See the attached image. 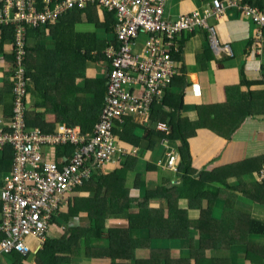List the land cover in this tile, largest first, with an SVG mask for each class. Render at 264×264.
Segmentation results:
<instances>
[{
  "label": "crops",
  "instance_id": "obj_1",
  "mask_svg": "<svg viewBox=\"0 0 264 264\" xmlns=\"http://www.w3.org/2000/svg\"><path fill=\"white\" fill-rule=\"evenodd\" d=\"M212 1L170 0L166 6L165 14L171 21H176L181 15L202 10L211 5ZM87 9H85L86 11L82 10L80 14L76 11L66 13L62 17L61 26H56L57 22L32 26L27 35L23 36L25 51H27L25 69L28 86L25 120L28 130L37 128L47 135L55 134L61 127L73 128L84 135H89L94 130L105 104L106 93L104 95L102 91L105 87L107 89V76L111 69L105 52L114 43V36L110 41L106 37V31L111 32L107 30L110 28L109 23L108 27L102 26L106 23L101 20L98 22L101 23V27L89 24L87 12L92 8L88 7ZM90 18H97L96 14L90 15ZM208 22L216 30L220 48H212L208 31L205 29H198L193 34H184L180 40V55L176 56L179 72L166 91V98L168 94L167 106L163 109V113L168 116L167 123L172 122L173 119V126L180 123L182 125L180 131L191 135L188 140V154L191 158L189 166L182 168V176L166 171L159 166V162L166 160V153L170 152H174L177 164L183 163L178 153V149L181 147L180 141L175 145L169 143L166 146L162 143V139L149 134L150 131L159 132L150 128L149 120L152 123H165L161 121V115L157 116L158 121L152 118V114L148 118L129 116L124 119L123 123L117 124L115 130L120 137L126 136L128 139L127 132L122 134V131L127 126L128 129L132 126L131 132L135 137L141 139V146L136 149L138 153L135 158L139 163H137L135 172L128 174L127 182L122 188L130 191V197L141 199L146 191L155 192L161 185L166 184L172 191L176 187L175 192L180 190L181 194L185 195L179 200L178 206L181 210L187 211L191 222L200 219L202 209L210 211L212 218L217 221L221 220L224 211H236L248 214L264 224V205L258 206V204L246 200L240 191L232 193L235 187L241 188L238 177L229 179L230 188L227 190L219 183H208L210 176L202 175V173L211 174L234 165H245L251 172H241L240 182L243 185L252 186L256 183L259 184L261 173H264V163L261 162L264 159V115L247 118L244 123L238 125L235 122L237 115L233 120L227 122L223 117L224 114L222 116V110H218L216 113L223 118H215L216 122L213 128L207 127L208 123H203L206 115H210L206 111L208 107L238 102L243 98L242 94L249 91L262 94L263 85L252 86L248 89L247 86L242 85V77L246 76L249 81L263 79L264 31L262 39H258L259 30L256 25L243 15L238 6L229 8L219 20L210 18ZM59 23L61 22L57 24ZM90 25L94 27H89ZM100 30L105 32L104 38L97 35ZM145 39L144 35L139 38L137 51L143 50ZM1 42L2 45L8 44L6 41L3 42L0 36ZM225 46L230 48L231 53L223 48ZM89 54L92 56L91 58H81ZM10 56L11 49L5 45L2 55H0V93L4 94V102L0 104L1 119L11 116L12 81L10 78L13 66L8 60ZM103 76H105L104 79ZM3 87L4 90H1ZM180 99L183 107L176 111V103ZM156 108L152 110V113ZM199 109L205 110L204 113ZM210 113L212 114V112ZM95 115L96 118L93 119ZM60 118L61 120H59ZM169 129L171 132L172 129L170 127ZM49 131H53V133H47ZM120 137L116 135L117 143L121 148L126 151L134 150L131 145L120 140ZM148 138H151V143ZM167 147L169 150L166 149ZM72 154L71 151L64 152L61 159L70 158ZM115 162H117L116 159L106 164L100 171H103L106 176L110 175L116 167ZM150 166L155 169L149 171ZM240 171L230 170V173L238 174ZM134 174L140 175L141 188L139 189L133 188L134 184L131 183L134 180ZM184 178L186 184H183ZM95 186L97 185L95 184ZM85 190L87 198L92 197L93 191H96L97 188L91 187L90 184ZM80 191H75L70 196L68 207L71 210H73L71 206L73 200L77 197L81 199ZM217 196L219 197L217 200L212 199ZM194 197L203 199L202 203L196 201L195 207L190 208L189 200ZM140 202L143 201L140 200ZM154 203L155 206L152 207L155 211L165 213L164 218H167L166 203L160 201ZM66 208L61 211L60 217H58L62 222L59 223V219L56 218L54 223L57 226L56 222L58 221V227L56 230L49 231L52 239L59 238L64 233H72V230L78 229L83 224L87 225L84 223L87 213L82 217L77 214L71 215L65 222L63 212ZM133 211L136 212V209ZM127 223L126 219L118 221L110 219L109 227L126 228ZM159 223L162 225L161 221ZM165 230L169 231L170 229ZM149 232V230H141L137 234L139 242L147 239ZM230 234L231 239H235L237 231L232 230ZM198 235V231L194 229L190 231V239H198ZM247 242L261 245L263 238L251 235L245 241L246 244ZM168 244L171 246L170 248H180L182 245H188L189 240L170 241ZM36 246L34 242L33 261L28 263L26 261V264H35V254L39 250ZM173 251L178 255L180 253L179 250ZM229 253L237 258L238 264H241L245 247L234 246L229 250ZM67 256L70 257L69 262L72 264H88L80 257ZM0 264L7 263L5 259H2ZM245 264L248 263L245 262Z\"/></svg>",
  "mask_w": 264,
  "mask_h": 264
},
{
  "label": "built area",
  "instance_id": "obj_2",
  "mask_svg": "<svg viewBox=\"0 0 264 264\" xmlns=\"http://www.w3.org/2000/svg\"><path fill=\"white\" fill-rule=\"evenodd\" d=\"M170 0H0V25L15 32L12 81V117L0 118V153L12 151L10 171L0 182V256L17 253L27 256L38 241L42 249L49 235L50 224L60 217L70 204V196L89 182L95 168L102 169L116 158L137 156V150L121 148L114 136L117 124L129 116L150 117L153 107L160 105L166 91L178 75L177 55L185 33L198 29L208 31L210 45L219 49L216 30L208 19L219 20L231 7L238 6L243 15L256 25L258 39L264 31V9L243 0H213L202 10L181 15L176 21L166 17ZM98 5L115 15L116 43L108 47L105 57L111 69L107 76L105 104L89 135L69 127H61L47 135L26 127V96L28 77L23 66L26 57L23 24L44 25L57 22L64 14ZM144 35L143 50L137 51L139 38ZM231 53L228 46L223 47ZM138 92V93H137ZM159 132L169 134L167 124H159ZM162 143L168 146L167 140ZM74 149L70 158L58 162L44 161L41 148ZM169 150V147L166 148ZM166 171L178 174L174 152L166 153L159 162ZM259 182L264 183V173ZM37 245V244H36Z\"/></svg>",
  "mask_w": 264,
  "mask_h": 264
},
{
  "label": "trees",
  "instance_id": "obj_3",
  "mask_svg": "<svg viewBox=\"0 0 264 264\" xmlns=\"http://www.w3.org/2000/svg\"><path fill=\"white\" fill-rule=\"evenodd\" d=\"M249 2L252 5H256L261 9H264V0H243ZM92 10L87 12L88 20L96 25H99V20L105 22L102 25L110 28L107 30L112 33L115 32L114 25L116 22L115 15L112 11L108 9H103L98 5L90 6ZM88 10V9H86ZM84 10V11H86ZM76 12L82 13V10H74ZM73 11V12H74ZM72 12V11H71ZM96 14L97 18H90V15ZM105 19V20H103ZM58 22H61L57 24ZM55 25L61 26L62 18ZM52 26V25H51ZM15 28H11L10 25L4 26L0 25V36L1 40L6 41L7 45L11 49V56L8 58L11 65L14 62L13 50L15 49ZM116 41L114 42V44ZM113 44V43H112ZM0 43V55H2V50L5 47ZM79 54V53H78ZM27 57V51H26ZM26 57L23 62L25 67ZM88 56H83L81 58H91ZM107 60V59H106ZM108 61V60H107ZM242 85L251 88L252 86L263 85L264 87V76L260 81H249L246 76L242 77ZM4 90V87L1 89ZM2 92V91H1ZM106 87L102 94L105 95ZM3 93H0V104L4 98ZM242 99L238 102H229L224 106H212L208 107L206 111L210 115H206V119H203V123H208L207 127L213 128L215 126V118H225L227 122L235 118V122L238 125L245 122L247 118H254L256 116L264 115V90L262 94L259 92H251L242 94ZM168 98V94H167ZM167 98L158 106H154L155 111L152 114V118L158 121L157 116L161 115V121L165 122L172 131L169 134L162 132H152L150 131V136H155L162 140H167L168 143L175 145L178 141L181 142V147L178 149L179 158H181V165H178L179 176H182V168L189 166L190 164V154L189 153V138L191 135L184 133L181 130V124L177 126L174 125V121L167 123L168 116L164 114V108L167 106ZM183 107L182 100L180 99L176 103L175 110H181ZM222 110V116H218L216 112ZM204 113L205 110L199 109ZM212 112V114L210 113ZM155 113V114H154ZM11 116L5 118V121H10ZM171 118H173L170 115ZM96 118V115L93 119ZM203 118V116H201ZM61 120V118L59 119ZM183 124V123H182ZM35 129V128H33ZM132 126H128L122 131V134L126 133L129 135L127 139L126 136H121L114 131V136L120 137V140L131 145L134 149H139L141 146V139L135 137L131 132ZM32 130V129H30ZM47 133H53L49 131ZM151 143V138H148ZM179 143V142H178ZM65 148H58L62 154L64 152H73L74 149L71 145L64 146ZM187 153V154H185ZM12 159V151L7 148L3 153L0 154V182L3 175L8 174L10 171V162ZM115 169L110 173V175H104L101 169L95 168L93 171V176L91 180L84 184L83 187L78 188L76 191L85 190L87 186L97 188L92 197H87L84 199H79L78 197L73 200L72 209L70 207L65 209L63 220L68 221L71 215L81 216L86 215L84 223L85 226H80L76 230H72V233H64L59 238L52 237L47 238L42 249H39L35 254V264H72L70 263V257H80L87 261L88 264H238L237 258L229 253V250L234 246L245 247V253L240 261L241 264H264V224L256 219H253L248 214H243L240 212H228L224 211L223 217L220 221L212 218L210 211H203L201 209V217L196 222L189 221V216L187 211L181 210L178 206L179 200L185 197L181 194L180 190L175 192L171 188H168L166 184L161 185L159 189L155 192L146 191L144 195L140 198L130 197V191L123 190V186L127 182L128 174H133L138 159L126 155L117 159ZM264 163V159L261 161ZM155 167L150 166L149 171H152ZM238 169L241 170L238 174L230 173V170ZM242 173L251 172L245 165H234L226 169H220L214 173H202V175L210 176L208 183H219L224 188L229 190L228 185L229 179L238 177V182L241 188L235 187L232 193L240 191V194L246 200L258 204V206L264 205V183L259 182V184H254L252 186H246L241 184L240 176ZM235 175V177H233ZM134 179H137L134 183L133 188H141L140 175L134 174ZM95 184L97 186H95ZM183 184H186L184 178ZM123 190V191H122ZM91 195V194H90ZM219 197L212 198L217 200ZM143 202H140V200ZM203 199L189 200L190 208H194V203L199 201L202 203ZM211 200V199H210ZM155 201L165 202L168 208V217L164 218L165 213L156 212L152 206H155ZM226 202V201H225ZM70 205V204H69ZM78 205V206H77ZM234 205V204H233ZM227 206V204H226ZM78 208V210H77ZM81 208H83L81 210ZM136 209V212L133 211ZM235 209V207H234ZM236 210V209H235ZM0 218H1V205H0ZM110 219H126L128 220V225L126 228H110ZM165 219V220H164ZM1 221V220H0ZM161 221L162 225L159 223ZM199 232L198 239H190V231L192 229ZM165 229H170L166 231ZM141 230H149L148 238L139 242L137 234ZM237 231L235 239H231L230 231ZM68 234V235H67ZM262 236L263 244H247L245 241L249 236ZM189 240L188 245H182L180 248H175L179 250L183 258V263L176 259L174 256L178 255L175 251L170 249L168 242L170 241H182ZM138 242V246H134L133 241ZM219 241V242H218ZM186 246V248H185ZM152 248H161L154 251ZM182 249V250H181ZM221 253V257H212L210 253H215V255ZM226 252V253H222ZM239 253V252H238ZM64 254V255H63ZM10 256L12 264H26L27 256H21L17 253H11ZM191 258V259H190Z\"/></svg>",
  "mask_w": 264,
  "mask_h": 264
},
{
  "label": "rangeland",
  "instance_id": "obj_4",
  "mask_svg": "<svg viewBox=\"0 0 264 264\" xmlns=\"http://www.w3.org/2000/svg\"><path fill=\"white\" fill-rule=\"evenodd\" d=\"M88 22H89V24H94L95 26H96V24L95 23H92V22H90L89 20H88ZM209 23V22H208ZM99 27H101V23L98 25ZM89 27H94L93 25H90ZM115 30V29H114ZM113 34V35H112ZM97 35L99 36V37H102V38H104L105 37V32L104 31H102V30H100L98 33H97ZM113 36H114V41L113 42H115L116 41V33L114 32V33H112V32H108V31H106V37L108 38V40L110 41V40H112L113 39ZM216 36H217V34H216ZM117 42V41H116ZM114 44V43H113ZM105 78V76H103V79ZM3 101V100H2ZM26 111H27V105H26ZM63 148V147H62ZM58 152H61V150L59 151L58 150V148H53V147H48V146H43L42 148H41V154H42V157H43V159H44V161H47V162H58L59 161V159L62 157V154H58ZM165 158H166V155H165ZM178 166V165H177ZM137 179H134V180H132L131 181V183H135V181H136ZM132 184V185H133ZM80 198L81 199H84V198H86V194H87V192H86V190H81L80 192ZM57 219H59V218H57ZM57 219H54V221H56ZM54 221L50 224V228H49V231H52V230H56V227H58V224L59 223H61L62 221H61V219H59V223H58V221L56 222L57 223V226H56V224L54 223ZM65 221V220H64ZM118 221V220H117ZM66 222V221H65ZM52 233V235H53V232H51ZM26 243L27 244H33L34 242H35V244H37V246H38V241L36 240V239H34V238H27L26 240ZM134 242V246L135 247H137L138 246V242L137 241H133ZM36 246V247H37ZM154 251H157L158 249H161V248H152ZM170 249H172V250H176L174 247H172V248H170ZM162 250V249H161ZM222 253H226V252H222ZM33 252H31V253H29L27 256V258H26V260H27V262L26 263H28V262H32L33 261ZM210 256H212V257H221V253H219V254H217V255H215V253L213 252V253H210ZM175 257H176V259H178L180 262H184V261H186V259L184 260L183 258H189V255H188V257H182L181 255H175ZM2 259H5V261H6V263L7 264H12V261H11V258H10V256H5V255H2V256H0V262H1V260ZM191 259V258H190ZM35 262V261H34Z\"/></svg>",
  "mask_w": 264,
  "mask_h": 264
},
{
  "label": "clouds",
  "instance_id": "obj_5",
  "mask_svg": "<svg viewBox=\"0 0 264 264\" xmlns=\"http://www.w3.org/2000/svg\"><path fill=\"white\" fill-rule=\"evenodd\" d=\"M69 13V12H68ZM65 15V14H64ZM63 15V16H64ZM60 20V19H59ZM58 22V21H57ZM31 28H32V23H28V24H23L22 26H21V28H20V30H18V31H20L22 34H23V36L24 35H27V33L29 32V30H31ZM15 37V36H14ZM13 73V72H12ZM12 75V74H11ZM68 208V207H67Z\"/></svg>",
  "mask_w": 264,
  "mask_h": 264
},
{
  "label": "water",
  "instance_id": "obj_6",
  "mask_svg": "<svg viewBox=\"0 0 264 264\" xmlns=\"http://www.w3.org/2000/svg\"><path fill=\"white\" fill-rule=\"evenodd\" d=\"M148 125L150 126V128L153 130V131H157V127H158V123H152L151 120H149L148 122Z\"/></svg>",
  "mask_w": 264,
  "mask_h": 264
}]
</instances>
